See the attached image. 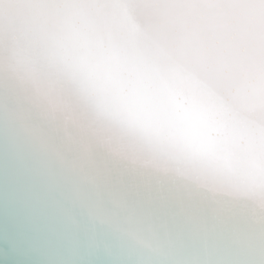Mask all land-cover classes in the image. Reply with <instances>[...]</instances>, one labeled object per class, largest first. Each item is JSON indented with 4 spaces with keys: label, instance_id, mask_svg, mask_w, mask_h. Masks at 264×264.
<instances>
[{
    "label": "clouds",
    "instance_id": "obj_1",
    "mask_svg": "<svg viewBox=\"0 0 264 264\" xmlns=\"http://www.w3.org/2000/svg\"><path fill=\"white\" fill-rule=\"evenodd\" d=\"M0 161L78 264H264V0H0Z\"/></svg>",
    "mask_w": 264,
    "mask_h": 264
},
{
    "label": "bare ground",
    "instance_id": "obj_2",
    "mask_svg": "<svg viewBox=\"0 0 264 264\" xmlns=\"http://www.w3.org/2000/svg\"><path fill=\"white\" fill-rule=\"evenodd\" d=\"M18 193L6 177L0 161V264H78L64 249V241L38 226L37 235L29 245L22 244L9 234L5 243L6 228L20 219ZM151 264H194L182 258H166Z\"/></svg>",
    "mask_w": 264,
    "mask_h": 264
}]
</instances>
